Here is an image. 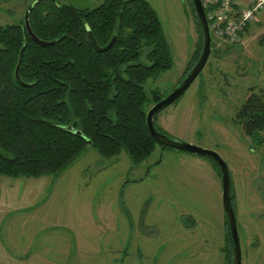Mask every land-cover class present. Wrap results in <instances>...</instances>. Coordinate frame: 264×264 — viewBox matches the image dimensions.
<instances>
[{
	"label": "rangeland",
	"instance_id": "rangeland-1",
	"mask_svg": "<svg viewBox=\"0 0 264 264\" xmlns=\"http://www.w3.org/2000/svg\"><path fill=\"white\" fill-rule=\"evenodd\" d=\"M32 1L0 0V25L21 22ZM148 1L174 56L148 90L167 96L184 77L199 33L187 0ZM250 23L237 45L212 48L205 68L156 124L226 160L242 264H264V142L233 120L253 91H264V10ZM153 151L135 164L127 152L104 158L89 146L59 173L0 175V264H226L214 163L188 150L157 145Z\"/></svg>",
	"mask_w": 264,
	"mask_h": 264
},
{
	"label": "trees",
	"instance_id": "trees-1",
	"mask_svg": "<svg viewBox=\"0 0 264 264\" xmlns=\"http://www.w3.org/2000/svg\"><path fill=\"white\" fill-rule=\"evenodd\" d=\"M187 1L199 38L184 77L204 47L196 8ZM205 11L208 14L209 8ZM250 24L241 29L240 39ZM30 25L39 38L55 42L38 44L24 27V18L0 25V175L36 178L59 173L89 146L104 158L127 152L135 164L149 158L157 145L174 149L154 139L147 125L150 108L166 97L157 88L149 91V80L174 63L163 23L148 0H104L86 9L68 1L41 0L30 12ZM88 26L100 47L117 35L111 48L98 51ZM212 43L214 49L217 44ZM23 47L19 74L28 85L15 75ZM168 106L154 115L155 128L162 133L156 117ZM236 112L233 120L245 135L263 143L264 91H253ZM69 125L73 129H66ZM206 157L221 181L217 161ZM231 195L234 207L233 191ZM224 224L230 241L227 219ZM227 258L230 264L232 256Z\"/></svg>",
	"mask_w": 264,
	"mask_h": 264
},
{
	"label": "water",
	"instance_id": "water-1",
	"mask_svg": "<svg viewBox=\"0 0 264 264\" xmlns=\"http://www.w3.org/2000/svg\"><path fill=\"white\" fill-rule=\"evenodd\" d=\"M41 0H33L29 5L28 8L25 11V17H24V27H26L27 32L29 36L34 39L38 44L41 46H48L52 45L55 40L53 41H46L42 38H39L33 28L30 25V12L32 9L39 4ZM194 7L196 8V12L198 15V19L200 20L201 29L203 31V43L204 47L202 50V53L200 54V58L196 62V64L193 66L194 68L184 77V81H182L178 86H176L173 91L166 97L162 98V100L156 102L148 111L147 113V125L148 128L153 136L154 139H156L159 143L162 145H167L169 147H172L174 149H180L185 151H190L193 153L201 154L204 156L212 157L214 160L217 161L220 172H221V184H222V195H223V208H224V216L225 219H227L228 227L232 235V242L234 243L233 248V262L232 264H242V246L240 242L239 237V230H238V218L236 216L235 207H233V200H232V173L230 171L229 165L227 164L226 160L222 159L220 154L213 149H206L203 147H198L192 143L182 141L178 138H172L170 135L166 133L160 132L157 128H155L154 118L155 114L160 111L163 107L173 104V102L180 97L182 94L185 93V90H187L192 83L196 80V77L199 75V73L205 68V65L207 63V60L210 57V53L212 51V32L210 31V25L209 20L207 19L205 8L203 7L202 0H192ZM72 6H76L80 9H86L87 7L94 6L96 4V1L93 0H68ZM89 36H91L92 43L94 47L98 51L107 50L110 49L112 44L115 42L117 35H113L111 41L105 45V46H99L95 36L93 35V32L90 28V26L87 27ZM24 47L20 50L19 60L18 64L16 66L15 75L16 78L21 81L23 85L25 84L21 80V75L19 74L21 66H22V60L24 55ZM66 129H73L72 125H69ZM79 134H81L82 131L80 130H73Z\"/></svg>",
	"mask_w": 264,
	"mask_h": 264
},
{
	"label": "built area",
	"instance_id": "built-area-1",
	"mask_svg": "<svg viewBox=\"0 0 264 264\" xmlns=\"http://www.w3.org/2000/svg\"><path fill=\"white\" fill-rule=\"evenodd\" d=\"M202 3L209 8L206 15L217 46L221 42H240L241 29L264 10V0H202Z\"/></svg>",
	"mask_w": 264,
	"mask_h": 264
},
{
	"label": "flooded vegetation",
	"instance_id": "flooded-vegetation-1",
	"mask_svg": "<svg viewBox=\"0 0 264 264\" xmlns=\"http://www.w3.org/2000/svg\"><path fill=\"white\" fill-rule=\"evenodd\" d=\"M230 236H231V240H232V235H230ZM224 241L226 243H225V247H223V250L226 251L225 253L227 254V257H229V255L232 256L231 263H230V264H232V262H233V255H234L233 254L234 243L232 242L233 243V245H232V243L228 239H225V237H224ZM228 263H229V259L227 258L226 264H228Z\"/></svg>",
	"mask_w": 264,
	"mask_h": 264
},
{
	"label": "crops",
	"instance_id": "crops-1",
	"mask_svg": "<svg viewBox=\"0 0 264 264\" xmlns=\"http://www.w3.org/2000/svg\"><path fill=\"white\" fill-rule=\"evenodd\" d=\"M30 253V255L29 256H32V253H31V251H29V249H27L26 251H25V256L27 257V255Z\"/></svg>",
	"mask_w": 264,
	"mask_h": 264
}]
</instances>
